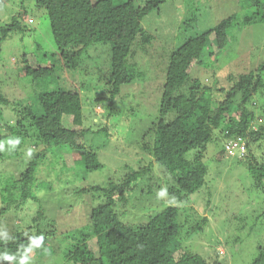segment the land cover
<instances>
[{
	"label": "trees",
	"instance_id": "16d2710c",
	"mask_svg": "<svg viewBox=\"0 0 264 264\" xmlns=\"http://www.w3.org/2000/svg\"><path fill=\"white\" fill-rule=\"evenodd\" d=\"M166 1L35 0V6L42 9L48 19L60 70L65 65L78 68L79 56L90 45H110L109 70L104 78L107 87L95 98V102L102 103L105 109L103 116L111 115L121 85L133 80L135 68L128 63V57L134 42L147 46L153 40L142 25L143 18ZM247 1L248 12L242 22L248 25L264 21V0ZM23 13L27 14L25 6ZM20 15H13L9 22L0 25V53L2 42L12 33L23 30ZM234 18L235 15L228 16L201 32L192 33L189 27L183 31L181 26V41L169 51L158 117L145 133L149 136V144L142 143V151L137 152V155H142L143 151L149 153L167 173L164 186L168 204L144 221L125 220L126 193L145 174L146 181L151 180V162L125 171L119 181L78 189L75 193H86L93 201L90 207L87 206L84 223L80 224L83 226L71 230L72 244L60 251L64 264H221L219 261L210 263L183 245V238L207 229L208 218L204 215L196 217L197 220L186 215L181 218L185 207L181 211L179 205H187V197L199 191L206 182L208 166L204 153L211 143L219 145L218 162L223 157L241 159L254 184L264 191V163H256L253 152L254 148L261 150L264 143V109L255 115L253 108L247 106L254 94H264V63L247 73L229 72L225 75L227 84L224 86L216 81L203 84L194 75L196 69L206 65V59L218 56L225 48L227 29ZM49 55L40 54L42 60L48 59ZM20 60L23 64L18 68L19 76L44 83L53 81L54 86L33 95L39 112L30 102L11 100L0 92V162L4 157L15 156L16 148H22L27 140L30 141V148L23 150L29 158L25 167L12 169L10 176L6 170L0 173L1 200L6 207L12 208L36 200L35 189L47 178L38 177L42 165L46 166L43 161L50 154L54 156L57 149L78 152L79 159L75 163L78 162L85 172L102 168L103 162L88 147L87 140L91 144V135H109L104 126L94 130L86 122L88 118H84L85 110L78 91L56 84L57 67L51 61H36L32 65L25 54ZM4 107L12 113L10 120H1ZM191 149L193 155L186 159L184 154ZM234 149V153H228ZM54 165L56 169L60 166L51 160L50 166ZM153 184L146 185V192L158 186ZM120 210L123 211L122 219ZM2 212L0 210V214ZM42 214L38 213L37 217ZM54 233L59 232H55V228L45 231L41 226L35 228L34 233L23 230L1 232L0 264H21L29 256L56 252L59 248L52 237ZM217 240L216 237L215 242ZM257 250L249 264H264V242Z\"/></svg>",
	"mask_w": 264,
	"mask_h": 264
},
{
	"label": "rangeland",
	"instance_id": "374dc122",
	"mask_svg": "<svg viewBox=\"0 0 264 264\" xmlns=\"http://www.w3.org/2000/svg\"><path fill=\"white\" fill-rule=\"evenodd\" d=\"M136 1L142 3L145 0ZM247 2L167 0L158 10H153L144 17L142 25L153 36V40L147 46L141 45L139 41L134 42L128 57V63L135 68L133 80L121 85L114 98L113 111L107 117L103 116L105 109L102 103L95 102V98L107 87L104 78L109 70L110 45L92 44L79 56L78 68L65 65L60 70L57 66L58 52L54 51L48 19L44 11L35 6V0H26L23 3L21 0H2L0 25L9 22L13 15H22L24 6L27 14L23 13L21 17L23 30L12 33L1 44L0 92L11 100L30 102L32 108L39 112V105L33 95L53 87L54 83L32 81L28 77L19 76L18 68L23 64L20 58L24 54L32 65L42 60L40 54H50L49 60L44 59L42 62L51 61L57 67L56 84L64 89L78 91L82 109L85 110L84 118H88L86 122L94 130L104 126L109 134L91 135V144L87 140L88 147L103 162L102 168L85 172L78 162L75 163L79 159L78 152L57 149L54 156L50 154L43 161L46 166L42 165L39 172L41 176L38 177L47 178L35 189L36 200H28L24 205L12 208L6 207L0 195V210H3L0 214V233L6 230L34 233L38 226L45 231L55 228V232H59L52 235L59 248L56 252L29 256L21 264H64L60 251L72 244L71 230L83 226L80 224L84 223L85 211L93 201L92 196L86 193H75L78 189L95 184L103 185L113 180L119 181L125 171L151 162V180L146 181L145 174L126 193L127 203L123 207L126 212L125 220L134 223L144 221L151 213H156L168 204L164 186L167 173L149 153L143 151L142 155H137V152L142 151V143L149 144V136L145 133L158 117L169 51L180 43L182 29L185 31V27L191 28L189 31L192 33L201 32L226 17L235 15L227 29L225 48L218 56L206 59V65L196 69L194 75L203 84L216 81L224 86L227 84L225 75L229 72L241 74L252 71L264 63V21L248 25L242 22L248 12ZM176 4L180 6L179 10L175 9ZM262 78L264 81V72ZM247 106L253 108L255 115L262 112L264 94H254ZM11 117L12 113L4 107L1 120H10ZM29 148L30 141L27 140L22 148L14 151L19 157L17 154L4 157V161L0 162V173L6 170L5 172H9L7 176H10L12 169L22 170L29 159L23 150ZM218 150L219 145H208L204 153L208 166L206 182L199 191L187 197V205H179L181 211L185 207V214L183 212L181 218L189 216L197 220L198 216L203 215L208 218L207 229L183 238V245L188 251L205 257L210 263L219 261L221 264H249L258 253V245L264 242V191L254 184L245 162L234 157H223L218 162ZM235 151L234 149L228 153ZM193 152V149L187 151L184 157L191 159ZM253 152L256 154V163H264V143L261 150L254 148ZM51 160L60 166L57 169L55 165L50 166ZM67 175L73 177L69 178ZM262 182L264 185V177ZM153 183L158 186L146 192V185ZM15 193L18 195L16 191ZM16 195L14 197L18 198ZM38 213H43V216L37 217ZM119 214L122 219L123 211L120 210ZM35 217L37 219L33 220ZM216 237L219 240L217 242ZM52 245L50 237L51 248Z\"/></svg>",
	"mask_w": 264,
	"mask_h": 264
},
{
	"label": "crops",
	"instance_id": "0c3cea01",
	"mask_svg": "<svg viewBox=\"0 0 264 264\" xmlns=\"http://www.w3.org/2000/svg\"><path fill=\"white\" fill-rule=\"evenodd\" d=\"M179 7H180V6H179L178 4H176V8H175V9L179 10ZM171 11H172V10H171Z\"/></svg>",
	"mask_w": 264,
	"mask_h": 264
}]
</instances>
